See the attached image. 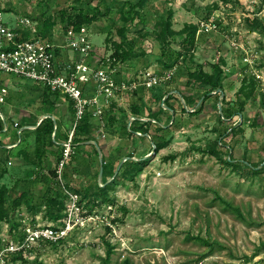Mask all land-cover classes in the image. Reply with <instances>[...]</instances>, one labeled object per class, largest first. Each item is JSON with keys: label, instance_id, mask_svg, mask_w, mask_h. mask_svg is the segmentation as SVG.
I'll return each instance as SVG.
<instances>
[{"label": "rangeland", "instance_id": "obj_1", "mask_svg": "<svg viewBox=\"0 0 264 264\" xmlns=\"http://www.w3.org/2000/svg\"><path fill=\"white\" fill-rule=\"evenodd\" d=\"M126 1L10 0L5 8L11 11H5L4 18L27 36L43 37L54 24L50 37L57 31L62 40L71 17L76 19L80 9L93 13L97 8L100 18L90 32L103 54L111 50L110 40H121L118 29L124 25L121 7ZM139 10L140 17L125 25L132 57L120 68L129 77L142 70L161 71L168 63L174 65L176 77L156 91L141 90L125 98L131 113L138 110L158 120L146 122L151 144L139 135L130 144L111 143L114 137L109 134L118 127V137L132 139L123 122H110L107 134H100L107 142L110 164L105 168L122 163L117 183L106 191L111 201L97 205L112 226L106 219L89 222L69 242L46 244L31 257L0 264H264V0H146ZM212 15H219L218 29L197 34V43L184 44L180 32L185 25ZM169 17L179 33L173 38L164 34L166 42H161L156 33H164L161 20ZM169 50L182 55L177 59ZM247 54L253 64L245 61ZM222 60L223 90L207 95V87L190 81L189 72L199 66L209 71ZM158 90L169 91L171 110H164L161 99L154 97ZM54 112L33 81L4 76L0 113L10 129L0 132V188L9 190L10 217L0 222V238L13 233V224L21 218L31 225L54 220L50 198H63L57 167L72 111H60L64 119L57 136L54 132L40 142L35 132L40 120ZM16 122L32 127L24 129L18 150L5 146L16 134ZM100 127L97 120L94 136ZM156 144L163 147L159 150ZM85 145L77 146L65 174L71 185L92 190L101 171L98 158L95 164L89 161L92 153Z\"/></svg>", "mask_w": 264, "mask_h": 264}, {"label": "built area", "instance_id": "obj_2", "mask_svg": "<svg viewBox=\"0 0 264 264\" xmlns=\"http://www.w3.org/2000/svg\"><path fill=\"white\" fill-rule=\"evenodd\" d=\"M9 1L0 0V84L4 76H16L33 81L43 88L60 92L73 101L75 118L68 139L64 142L63 158L57 167L59 173L57 182L66 200L63 216L48 224H42L40 221L34 225L27 224L28 218L17 221L18 226L13 229V233L1 237L0 261L3 262L14 256L31 257L46 244L60 245L69 242L89 222L106 219L107 224L112 226L109 218L101 215L97 207L104 203L100 200L91 202L73 185H68L64 178L67 163L72 160L77 148L74 133L87 115L91 114L105 125V115L107 113L109 115L114 104L119 105L125 94H133L142 87L151 89L166 86L176 75L175 68L166 71L148 69L134 79H119L116 74L120 62L118 63L109 52L99 53L92 43L89 27L82 26L79 29L71 27L64 33L62 40L57 31L54 32L53 38L25 36L4 18L7 9L5 4ZM213 15L198 22V36L218 29L219 15ZM65 51L70 55L68 53L67 60L60 62L58 56ZM245 61L253 64L250 54H247ZM166 97L167 95L161 103L167 109L168 106L164 103ZM0 117L5 121L3 131H9L6 118L1 113ZM136 119L135 116L130 117V126ZM141 120L147 121L145 118ZM13 125L19 135L22 134L24 128H20L17 122ZM134 133L144 135L141 131ZM92 203L96 204V208ZM107 208L112 210L113 206L109 204Z\"/></svg>", "mask_w": 264, "mask_h": 264}, {"label": "trees", "instance_id": "obj_3", "mask_svg": "<svg viewBox=\"0 0 264 264\" xmlns=\"http://www.w3.org/2000/svg\"><path fill=\"white\" fill-rule=\"evenodd\" d=\"M145 1L146 0H138L137 2L134 3L131 0H128L121 7L122 8L121 9V19L124 23L123 27H120L118 29V32L121 36V40L119 42L110 40L109 42L110 43L112 42L113 46H110L111 50L108 51L109 53L112 54L113 57L116 58L118 63L119 62L121 63V62H124L127 60L129 61V59L132 57V51L130 50V45H129L130 42L128 41V37L126 34L127 33V26H125V25H127L129 22H131V23L135 22L140 17L141 14H140L139 7H141ZM6 11L10 12L11 10L7 8ZM74 17H76V19L71 17L70 20L65 24L66 31L68 29H70L71 27H75L76 29H79L82 26H87L90 28L92 26V24L95 23L96 21H98V19L100 18V10L96 8V10L94 9L93 13H89L83 9H80L79 14L75 15ZM53 27H54V24L50 25L49 31L48 32L46 31L43 33L44 38H51L50 36L52 35ZM160 27H161V29L164 30V33L158 32V33H156V37L161 42H166V36L164 34L168 35L170 38H173L177 33H179L173 28V23H172V20L170 19V17L167 19L161 20ZM198 30H199L198 23L186 24L185 27L180 32L181 34L185 35L183 43L184 44H190V45L197 43L196 37L198 34ZM25 36H27V35H25ZM168 52L171 53L170 55L172 57H173V55L177 54L176 55L177 59L182 55L181 52H179V54H178L177 52H175L173 50H169ZM164 54H166V51ZM223 64H225V60H222V63L221 62L214 63L212 65L211 70H209V71L204 70L202 68V66L197 67L195 71L189 72L190 81L195 80L196 82H198V84L201 87L202 86L207 87L208 88V91L206 93L207 95L214 92V91L219 92L220 90H223L224 89L223 83H224V79H225V76L223 73L224 70H223V66H222ZM173 66H174L173 64L165 63L164 67L161 71L170 70V69L174 68ZM175 77H176V75H175ZM156 87H160V86H156ZM156 87L151 88V89H147L145 87L144 88L146 90L156 91ZM136 92H138V91H136ZM168 93H169V91L164 93L163 91L158 90V93H155L154 97L157 98L158 100L161 99V102H162V100L164 99V97ZM249 95L250 94H247V96H249ZM61 98H62V95L59 92H54L49 88H45V90L43 92V101L48 106L49 111H54L56 109V105ZM167 102H168V99L164 102V103H166L168 108L166 109L163 106H162V108L164 110H171V108ZM118 108L119 107L117 106V104H114L113 109L116 110ZM73 112H74V110H73ZM110 114H114V115L112 117H110V119L107 121L106 126L110 122L114 123V121L118 120L115 112H110ZM132 115L137 117V119L133 122L131 128L130 129L128 128L129 130H127V126H126V130L129 133H133L136 131H141L142 133H148L149 132L148 128H146L147 123H144L143 121H141L139 119L140 116H139L138 110H136L135 113H133ZM91 117H90V115H87L86 117H84V119L78 125V127L74 133L75 134L74 135V143L76 146L80 145L81 142L84 141V135H88V136H86L87 138L85 140H90L91 134L94 131V124H93L92 120L90 119ZM23 127L24 126L20 125V128H23ZM3 129H4L3 120L0 117V130L3 131ZM26 130L29 131L31 129H26ZM35 132H36V135L38 136V139L40 140V142L41 141L46 142L48 140V138L52 137L53 136L52 134H54V132H55V125H54L53 120L51 118L44 119L39 124V126L37 127ZM58 132H59V128L56 130V134H55L56 136H57ZM24 133H25V130H23L21 136H23ZM17 135H19V134H17ZM53 140H54V138H53ZM162 147H163V145L161 146L160 144H156L157 149L160 150V148H162ZM225 162L228 164H231L232 160L227 158L225 160ZM262 169H264V167ZM255 172L260 173V170H258L256 168ZM113 174H115V171L112 172L111 177L113 176ZM65 175H66L65 177L67 179L69 176H67V174H65ZM107 181H108V179L104 180L103 183H106ZM116 183H117V175L106 186L101 187V185L96 184L95 188L92 190L90 188H84V189L75 188V189L86 198H89L91 200H100L99 197H101L102 200H100V201L106 203V202L111 201L110 198L108 197V194L106 191H108V189L110 187H113L114 184H116ZM68 185H71V184L68 183ZM60 190L61 189L59 188V191ZM8 193H9V190L6 188V186H3L0 188V222L4 221L10 217L9 211L6 208ZM63 198H59L57 195H54L50 198L51 203H52L51 204V217H52V219L57 220L63 216V210L65 208V201L63 200ZM57 201L59 204L56 207L54 205L56 204ZM13 226L17 227L18 224L14 223ZM201 240L204 241V243L206 245L214 247V244L209 242L208 240H205V239H201ZM0 243H1V238H0ZM19 257H23V256H14V260L19 259Z\"/></svg>", "mask_w": 264, "mask_h": 264}, {"label": "crops", "instance_id": "obj_4", "mask_svg": "<svg viewBox=\"0 0 264 264\" xmlns=\"http://www.w3.org/2000/svg\"><path fill=\"white\" fill-rule=\"evenodd\" d=\"M62 57V55H61V53H60V55L58 56V59L60 60V62H63V61H66L67 59V56H65V58H63ZM121 66V65H120ZM120 66H119V71H118V73L116 74L117 75V77L119 78V79H123V78H127V79H134L135 77H138L139 75H141L144 71L142 70V71H139V72H136L134 75H130L129 77L128 76H126L127 74H125V73H127L126 72V70H123V69H121L120 68ZM124 68V67H123ZM129 75V74H128ZM35 85H37L38 86V88H40L43 92H44V90H45V88H43V87H41L39 84H37V83H35V82H33ZM141 90H146L144 87H142L141 89H139L138 90V92L139 91H141ZM138 92H136V93H138ZM60 93V92H59ZM135 92L133 93V94H125L123 97H122V99L120 100V103H119V105L117 104V106L119 107L118 109H116V110H114L113 108V110L111 109V112H115V114H116V116H117V121H114V123L115 122H117V123H122L123 122V124L125 125V126H127V130H129L130 128H131V126H130V117L131 116H133L132 114L133 113H131V111H130V109L128 108V106L127 105H129L128 104V102H126V100H125V98L127 97V95L129 96H133V95H135L136 94ZM171 93V92H170ZM61 95H62V98L59 100V102L57 103V105H56V109L54 110V111H56V113L54 112L53 114L54 115H47V116H44L41 120H40V123L44 120V119H46V118H51L52 120H53V122H54V125H55V134H56V130L60 127V125L62 124V120L64 119H61V116H62V114H60L61 112H63V110H64V108H66V109H68V108H70V110L72 111V114H71V116H69V118H70V131H71V128H72V124H73V122H74V118H75V108H74V103H73V101H70V99L68 98V97H66L65 95H63L62 93H60ZM63 109V110H62ZM73 110H74V112H73ZM61 111V112H60ZM109 112V111H108ZM60 114V115H59ZM65 114V113H64ZM114 114H110V112H109V115H108V113H107V115H105V117H104V122H105V125H104V127H100V133H98V136L96 137V136H94V134H91V137H90V140H85L87 137L86 136H88V135H84V141L83 142H81V144H87V145H85L84 147H85V149L87 148V151L89 152V153H92L91 154V158H90V162H91V160H93L92 162H93V164H95V160L98 158L99 159V173H100V171H102L101 172V174H100V176L98 177V182H97V184H99V185H101V187L102 186H106L111 180H113V178L118 174V172H119V170H120V168H121V166H122V163H121V161L120 162H113V165H115L114 167H116V168H118L117 170H115L116 168H114L113 166H112V168H109V169H106L105 168V165H107V164H110L109 163V160L107 161L106 160V158H105V156L107 155V152H106V149H104V146L106 145V143L107 142H104V140H102L101 139V133H103V135H106L107 133L105 132V128H106V123H107V121L110 119V117H112ZM139 119L141 120V119H143V118H145L147 121H143L144 123H146V122H148V121H154L153 123H156V121L158 122V120H156V119H154V118H148V117H146V116H142L141 114H139ZM64 117V116H63ZM90 117H91V114H90ZM173 118L175 117L174 115L172 116ZM137 118V117H136ZM172 118V119H173ZM91 120H92V122H93V124L98 120V121H100L98 118H93V117H91L90 118ZM142 121V120H141ZM113 123V124H114ZM102 126V125H101ZM24 129H31L30 128V125H26V126H24L23 127ZM129 128V129H128ZM119 129V127L118 128H116V130H118ZM116 130L114 131V130H112L110 133L111 134H109L111 137L113 136L114 138H113V140L111 139V143L112 142H115V143H123V141H130V142H127L128 144H130L131 142H133V140L135 139V137L137 138V134L136 133H130V135L132 136V139H129L128 140V138L127 139H124L125 137H118V133H116ZM70 133V132H69ZM68 133V134H69ZM17 134H19L18 133V130H16V134H14V136L11 138V140H7L8 142L5 144V146L6 147H8V148H10V149H12V148H15V150H18V147L20 146V144L22 143V136H21V134H20V138H19V135H17ZM144 135L143 136H140V137H144V142H148V143H152V135L150 134V133H143ZM129 136V135H128ZM147 137V138H146ZM17 139V140H16ZM110 140V139H109ZM138 140H139V136H138ZM106 141V140H105ZM63 141H60V143H62ZM139 142H141V141H139ZM64 143V142H63ZM104 143H105V145H104ZM141 143H143V142H141ZM80 144V145H81ZM153 145H154V142H153ZM94 152V153H93ZM138 159V158H137ZM123 162V161H122ZM67 168V167H66ZM95 169V168H94ZM105 170V171H104ZM65 171H67V169H65ZM113 171H115V174H113V176L111 177V172H113ZM106 173H110V176L109 177H105L106 176ZM66 176V175H65ZM64 176V178H65V180L67 181V183H70L69 181V179L67 178L66 179V177ZM99 179H100V183H99ZM106 179H108V181L106 182V183H103V181L104 180H106ZM57 181V180H56ZM57 184V183H56ZM55 184V185H56ZM58 185V184H57ZM75 188H79V187H76V184H72ZM58 188H59V185H58ZM86 188H88V187H86ZM80 189V188H79ZM89 199V198H88Z\"/></svg>", "mask_w": 264, "mask_h": 264}, {"label": "water", "instance_id": "obj_5", "mask_svg": "<svg viewBox=\"0 0 264 264\" xmlns=\"http://www.w3.org/2000/svg\"><path fill=\"white\" fill-rule=\"evenodd\" d=\"M102 172V171H101Z\"/></svg>", "mask_w": 264, "mask_h": 264}]
</instances>
